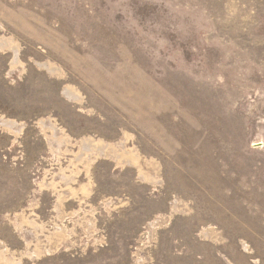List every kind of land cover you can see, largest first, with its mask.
<instances>
[{
    "label": "rangeland",
    "instance_id": "rangeland-1",
    "mask_svg": "<svg viewBox=\"0 0 264 264\" xmlns=\"http://www.w3.org/2000/svg\"><path fill=\"white\" fill-rule=\"evenodd\" d=\"M0 264H264V0H0Z\"/></svg>",
    "mask_w": 264,
    "mask_h": 264
}]
</instances>
